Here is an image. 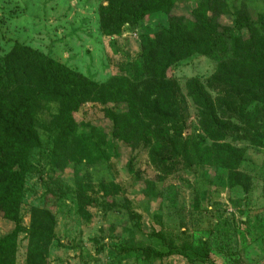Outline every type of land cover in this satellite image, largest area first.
<instances>
[{"label":"rangeland","instance_id":"374dc122","mask_svg":"<svg viewBox=\"0 0 264 264\" xmlns=\"http://www.w3.org/2000/svg\"><path fill=\"white\" fill-rule=\"evenodd\" d=\"M163 1L171 14L159 9L134 23L125 15L158 8L159 0H0V66L22 45L108 91L147 79L144 49L170 27L172 15L186 21L214 15L231 31L224 48L217 44L210 55L168 69L180 99L171 110L179 117L146 121L135 145L114 136L110 113L127 108L112 99L84 103L74 115L76 136L63 141L58 104L39 103V144L28 155L20 218L25 229L34 221L51 229L49 264H264V77L255 90L249 82L224 84L242 60L255 61V50L264 56V24L256 23L264 0ZM251 22L257 25L250 31ZM236 37L240 47L249 43L242 56ZM254 69H264V59L246 72ZM193 82L210 96L219 128L211 117L201 121ZM161 139L177 149L159 150L166 158L157 165L150 150ZM15 228L0 216V239ZM11 252L9 264H28L26 231Z\"/></svg>","mask_w":264,"mask_h":264},{"label":"trees","instance_id":"16d2710c","mask_svg":"<svg viewBox=\"0 0 264 264\" xmlns=\"http://www.w3.org/2000/svg\"><path fill=\"white\" fill-rule=\"evenodd\" d=\"M159 2L158 8L152 6L142 11L136 9L132 16L125 15L126 20L139 23L159 9H166L171 14L173 6H166L163 0ZM253 23L247 26L250 31L254 25L264 24V16L257 24ZM235 27L236 32L243 30L238 23ZM230 32L218 25L214 15L207 21H200L198 18L186 21L180 16L172 15L170 27L163 29L155 41L144 49L142 66L147 79L141 85H131L127 81L116 83L110 91L28 47L16 45L12 49L0 66V216L15 223L16 228L0 239V264H9L7 258L12 256L11 247L15 246L17 237L24 231L29 236L28 264H49V250L55 241L50 228L34 221L29 229H25L21 226L20 218L25 182L29 173L28 155L39 144L36 130L39 103L58 104L55 119L61 129L59 141H63L76 136L74 115L84 103L90 100L107 103L112 99L127 108L119 114L110 113L114 136L127 144L135 145L140 142L138 135L144 133L141 132V127L146 121L159 124L161 121H171L179 117L177 110L176 115L171 110L172 107L178 109L180 99L174 85L166 79L168 69L196 54L210 55L217 44L224 48V36ZM238 39L235 38L234 49L236 54L242 56L245 51H249V43H245V46L241 43L240 47ZM253 54L255 61H263L264 56L259 50H255ZM254 62L249 64L247 60H242L239 71L227 76L224 84L235 88L245 87L249 82L255 90L257 83L264 77V69H254V74H248L246 69L257 63ZM140 87L142 91L139 92ZM190 89L200 108L201 121L211 117L212 124L219 128L211 108L210 96L196 82L191 84ZM158 143V149L150 150V157L154 163L162 165L166 157L160 155L159 150L176 155L177 148L173 143L162 139ZM181 149L183 153L187 152L185 144ZM145 250L152 251L148 248ZM156 254L160 258L166 257L162 252Z\"/></svg>","mask_w":264,"mask_h":264}]
</instances>
